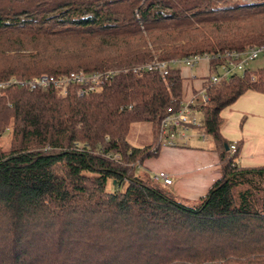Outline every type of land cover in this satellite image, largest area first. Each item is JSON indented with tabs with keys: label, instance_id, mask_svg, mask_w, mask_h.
Masks as SVG:
<instances>
[{
	"label": "trees",
	"instance_id": "trees-1",
	"mask_svg": "<svg viewBox=\"0 0 264 264\" xmlns=\"http://www.w3.org/2000/svg\"><path fill=\"white\" fill-rule=\"evenodd\" d=\"M250 45H264V0H0V82L119 70L82 97L0 88V264H264V166L224 151L220 178L186 202L136 174L158 138L127 139L136 123L157 137L183 96L177 66L134 68ZM252 73L230 83L264 85V68ZM223 104L196 107L216 140Z\"/></svg>",
	"mask_w": 264,
	"mask_h": 264
},
{
	"label": "crops",
	"instance_id": "crops-1",
	"mask_svg": "<svg viewBox=\"0 0 264 264\" xmlns=\"http://www.w3.org/2000/svg\"><path fill=\"white\" fill-rule=\"evenodd\" d=\"M176 66L180 67L183 77L182 101H190L214 73L213 65L205 61L193 68L182 64ZM230 78H224L210 90V96L216 97L214 103L210 102L212 106L224 103L216 116L220 140L212 135L203 138V133L196 127L188 132L183 142L175 147L160 148L157 156L140 165L150 173L145 177L166 171L172 178V184L164 186L180 200L196 202L207 194L221 176L222 153L225 151L232 155L231 144L237 145L239 167L264 166V85L231 84ZM197 116L201 122L199 112Z\"/></svg>",
	"mask_w": 264,
	"mask_h": 264
},
{
	"label": "built area",
	"instance_id": "built-area-1",
	"mask_svg": "<svg viewBox=\"0 0 264 264\" xmlns=\"http://www.w3.org/2000/svg\"><path fill=\"white\" fill-rule=\"evenodd\" d=\"M260 56L264 57V45H250L240 51H225L198 54L183 59L172 61H153L149 64L134 68L137 70L158 71L162 75H167L169 66L182 64L193 68L205 61L213 65L214 73L209 77L207 85L197 91L190 101H182L181 107L174 112L166 115L159 126L158 147H175L183 142L189 131L201 125L197 116L196 107L210 103V90L215 88L224 78H230L238 73L249 72V63ZM118 73L117 70H104L97 72H86L84 70L72 71L65 75L53 76L42 74L27 81L10 79L7 82H0V88L11 84L26 85L30 90L39 88L54 87L60 94L67 95L71 86L77 87L78 96L82 97L101 89L106 83L110 82ZM251 73V81H256V76ZM194 77V75H192ZM203 138H206L203 134ZM230 152H237V145L231 144ZM155 182L164 185H171L172 178L166 171H159L152 175Z\"/></svg>",
	"mask_w": 264,
	"mask_h": 264
},
{
	"label": "rangeland",
	"instance_id": "rangeland-1",
	"mask_svg": "<svg viewBox=\"0 0 264 264\" xmlns=\"http://www.w3.org/2000/svg\"><path fill=\"white\" fill-rule=\"evenodd\" d=\"M242 1L247 3V2H255L256 0H242ZM262 68H264V57L263 56H260L259 58L251 61L247 67L249 72H257L258 70ZM117 71L119 72V70ZM157 138H158V135L157 137H155L150 123H136L131 126L127 139L132 147L143 148L145 146L153 144L155 141H157ZM9 139H10L9 134H6L4 139L1 141V147L4 150L9 149ZM140 174L142 177H145L146 174L149 175L150 173L145 167L138 165L137 175H140ZM126 187H127V181H124L120 185H117L114 180L109 179L107 181L106 190L110 193H113L117 190L124 191Z\"/></svg>",
	"mask_w": 264,
	"mask_h": 264
}]
</instances>
